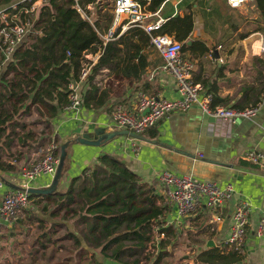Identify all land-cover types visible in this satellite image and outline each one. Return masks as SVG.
Returning <instances> with one entry per match:
<instances>
[{
	"label": "crops",
	"instance_id": "0c3cea01",
	"mask_svg": "<svg viewBox=\"0 0 264 264\" xmlns=\"http://www.w3.org/2000/svg\"><path fill=\"white\" fill-rule=\"evenodd\" d=\"M169 1L159 10L160 15H168L166 7H169ZM3 3L4 0H0V9ZM174 6L169 14L178 11V4ZM213 8L211 17L215 18L214 22L209 19L210 15L195 16L192 31V38L204 40L209 51L194 54L184 49V54L194 62L193 76L201 84L202 90L215 89L223 99L218 104L248 107L257 101L259 106L255 114L239 116L236 120L221 118L205 113L199 103L193 102L186 110L172 111L155 125L138 132L141 138L119 134L101 144L77 141L75 138L81 132L90 130L95 135L94 128L97 126H104L106 131L116 129L112 119L114 105L122 103L129 110L133 109L141 92L137 88L143 87V83H147L144 87L147 91L142 92L167 98L180 97L174 77L163 68L164 57L153 44H145L144 51L150 63L142 79L102 68L92 81L99 87L96 97L91 105L83 101L77 115L65 108L50 115L49 108L56 104V98L46 99L45 105L27 100L30 104L28 109L26 101L24 104L18 103L15 116H20L22 112L28 115L35 105L40 117L37 121L46 123L45 126L51 127L52 131L42 133L39 123L24 130L25 135L20 141L24 148L19 150L20 158L17 162L8 159L7 165L0 167V204L6 191L14 188L12 184L20 183L22 168L38 159V141L49 140L54 132L60 144L71 140L59 181L61 190L66 189L70 180L85 168L90 172L99 154L103 153L118 156L142 182L153 189L157 203L163 206L159 221L162 226H169V233L165 238H160L163 241L159 250L163 255L158 264H213L201 258L202 253L211 251V248H216L222 255L218 264H264V236L257 232L264 212V160L255 163L244 158L248 150L264 153V20L255 0L239 7L230 6L226 0H214ZM37 13L40 14L39 9ZM2 46L0 40V83L8 65ZM88 88L90 86L86 79L82 83L81 93ZM103 90L107 91V96L99 102ZM164 169L179 174L191 172L199 178L215 180L222 185L232 182L235 193L219 202L214 209L202 200L189 215H179L176 205L164 192L160 179ZM52 179L51 174L43 173L31 182V186H46ZM240 197H245L251 203L245 250L242 253L231 250L226 243L233 211ZM40 198L33 196V206ZM22 221L19 219L17 225H22ZM6 228L8 226L3 225L0 233ZM212 241L213 244H210ZM233 253L237 256L235 260L231 259Z\"/></svg>",
	"mask_w": 264,
	"mask_h": 264
},
{
	"label": "trees",
	"instance_id": "16d2710c",
	"mask_svg": "<svg viewBox=\"0 0 264 264\" xmlns=\"http://www.w3.org/2000/svg\"><path fill=\"white\" fill-rule=\"evenodd\" d=\"M11 1L4 0L6 3ZM164 1L151 0L149 8L157 10ZM255 4L264 20V0H255ZM193 5L192 2L189 7ZM190 8L184 13L177 11L175 14L166 15L160 28L152 33H169L184 42L185 50L204 54L209 51V46L202 39L192 38L195 16ZM112 19L113 13H107L102 18L104 30L100 28V19H97V29L71 6V0H50L44 4L37 21L39 27L44 21L43 27H40L42 32L35 42L16 50L14 60L10 61L2 75L3 84L7 71L16 76L15 81H11L12 87L7 89L9 95H19L17 102L10 106L0 99L1 130H6L8 121L16 122L14 117L18 112L19 102L24 104L26 101L28 109L30 104L27 100L45 105L46 99L48 101L56 98V104L49 108L50 115L63 109L69 102L68 82L78 76L83 62L87 60V53L100 51L87 77L90 88L81 93L86 105H91L96 97L99 87L92 81L102 68L107 67L116 74L141 80L150 63L144 46L152 44L151 34L139 26H132L121 34L117 31L114 38L105 41L100 33L108 30ZM68 50L71 52L70 56L67 55ZM17 85L19 88L15 91ZM142 86L137 89L146 92L147 83ZM210 90L207 91L214 95L213 105L223 101L215 89ZM106 96L107 91L103 90L98 101H104ZM97 159L90 172L85 168L81 174L70 180L66 189L61 190V185L58 184L53 192H31L30 197H41L39 202L45 201L42 206L44 210L53 202L57 204L56 207L64 208L69 217L75 218V227H71L69 233L79 251L92 250L103 255L102 260L97 259L98 264H139L142 262L140 256H151L147 251L152 247L151 243L154 242L157 231L169 233V226L164 227L159 221L163 206L157 203V195L153 193V189L146 182H142L118 156L103 153ZM6 165L0 163V167ZM23 212L26 213L27 209ZM55 213L54 209L50 211L51 215ZM20 220H23L22 216ZM79 226L81 227L78 228ZM162 241L159 237L155 238L158 252L154 254L153 264H158L162 258L163 252L159 250ZM221 257L216 248H211V251L203 252L201 258L218 264ZM93 258L96 260V255ZM231 259H237L235 253Z\"/></svg>",
	"mask_w": 264,
	"mask_h": 264
},
{
	"label": "built area",
	"instance_id": "2783aa9c",
	"mask_svg": "<svg viewBox=\"0 0 264 264\" xmlns=\"http://www.w3.org/2000/svg\"><path fill=\"white\" fill-rule=\"evenodd\" d=\"M50 0H16L8 6L0 9V40L4 48V58L8 61L14 60V53L25 42L29 33L42 32L37 25L39 19L38 9ZM168 0H165L157 10L149 8L151 0H113V19L110 27L101 36L107 41L115 37L117 31L121 34L132 26H139L151 34V42L164 57L163 68L175 79L177 89L180 92L178 98H167L159 94H148L139 92V99L133 109L129 110L122 103H117L112 109V119L115 128H128L136 132H142L155 125L162 117L172 111L186 110L193 102L201 105L203 111L216 117L236 120L239 116H252L256 113L259 103L245 108L230 105H213V94L202 90L200 83L193 76L194 62L184 54V42L176 39L166 32H156L166 20L159 14V10ZM230 6L239 7L250 0H226ZM95 3L90 0H71V6L80 15L90 21L99 29L94 18L93 7ZM96 6V5H95ZM39 14V15H38ZM33 43V42H32ZM264 50V45L262 47ZM71 52L68 50L67 55ZM100 51L87 53V60L76 78L68 82L69 102L64 106L68 111L78 114L82 108L83 98L81 87L84 80L90 74L94 60L98 58ZM91 58H94L91 61ZM68 60V59H67ZM137 148V146L135 145ZM61 144L56 138L52 139L47 153L30 167L23 169V179L19 188H11L4 194L0 206V215L10 223H17L24 209L33 207L29 187L39 175L49 173L55 175L60 162ZM202 154V153H201ZM244 158L255 163H262L264 153L260 150H248ZM160 179L164 185V192L169 200L176 205L179 215L186 216L192 213L204 200L205 204L214 209L219 202L229 198L235 193L234 184L228 182L225 185L211 179H203L191 172L176 173L164 169L160 173ZM2 184V182L0 183ZM250 201L240 197L232 215L230 235L226 240L231 250L242 253L245 250L247 238V225L250 214ZM217 218H220L219 216ZM0 221V231L3 227ZM259 235L264 236V212L257 226ZM165 232L156 233L155 238L165 236ZM154 238V241H155Z\"/></svg>",
	"mask_w": 264,
	"mask_h": 264
},
{
	"label": "rangeland",
	"instance_id": "374dc122",
	"mask_svg": "<svg viewBox=\"0 0 264 264\" xmlns=\"http://www.w3.org/2000/svg\"><path fill=\"white\" fill-rule=\"evenodd\" d=\"M192 2L194 5L190 8L189 5L192 4ZM94 3L96 6L94 5L92 10L94 12L95 21L100 19V28L104 30V21H102V18H104L107 13H113V0H95ZM175 3L178 4V11L181 13H184L190 8L197 18L203 15H210L209 19L212 22L215 20V18L211 17L214 12V0H170L167 4L169 7H166L168 8L166 14H169V11L175 7ZM7 4L8 3L4 2L2 4L3 8L6 7ZM207 8L210 9L208 10ZM43 23L44 21L40 23V27H43ZM29 34L25 42L26 45L35 42L39 36L38 32ZM22 47L24 46L22 45ZM4 79L5 83H0V99L10 106L18 100L19 94L11 93L9 95L7 89L12 87L11 81H15L16 76L7 71ZM18 86L19 85L14 88L15 91L19 88ZM8 96H10V98ZM28 102H30V100ZM3 107L6 108L5 105ZM33 107L35 108L28 115L22 112V114L20 113L21 115L19 114L20 116H15L14 120L16 122H13L15 126L13 123H9L5 131L0 128V163L5 164L8 159L16 161L20 158L19 150L24 148L20 145V141L25 135L24 130L27 126L33 128L35 123H39L37 121V119L40 118L36 110L37 107L35 105H33ZM39 124L42 133L46 132V130L52 131L51 127L45 126L46 123ZM38 127L39 125H37V128ZM45 127L46 129L44 130ZM53 133L49 140L41 139L38 141V159L29 166H24L21 173L24 168L30 167L47 153L51 140L56 136ZM19 164L20 163H18V166ZM22 179L23 176L21 181ZM44 202L45 201L39 202L34 205L30 209V211L32 210L33 212L31 211L24 214L25 217L23 218L22 225L10 223L0 215V221L8 226V228L0 233V264H98L97 259L102 260L103 255L92 250L89 252L79 251L78 245L71 237L69 230L71 227H75L73 224L75 218L69 217L64 208L56 207L57 204L53 202L50 203L47 210H44L42 208ZM53 209L56 211L55 215L50 214V211ZM80 227L81 226L78 228ZM165 237L166 235L163 236V238ZM156 242L154 241L151 243L152 247L150 246L149 251H147L149 255L151 254L150 257H146V255L140 256L142 260L140 264H152V260L155 258L154 254L158 252L155 246ZM95 255L96 260L93 258ZM90 257L93 259H90Z\"/></svg>",
	"mask_w": 264,
	"mask_h": 264
},
{
	"label": "water",
	"instance_id": "95a60500",
	"mask_svg": "<svg viewBox=\"0 0 264 264\" xmlns=\"http://www.w3.org/2000/svg\"><path fill=\"white\" fill-rule=\"evenodd\" d=\"M94 132L95 135H97L96 137L90 130H87L85 132H81L80 135L76 136L75 139L79 142H85L89 144H101L103 142L113 139L119 134H129L138 138L142 137L138 132L128 128H116L114 130L106 131L104 126H97L94 128ZM70 141L71 140H67L61 144L60 162L52 181L46 186H30L28 188L30 192L49 193L53 192L57 188L65 166V161L67 157V146L69 145ZM12 186H14V188H19L20 184H12ZM210 244H213V241L210 242Z\"/></svg>",
	"mask_w": 264,
	"mask_h": 264
}]
</instances>
